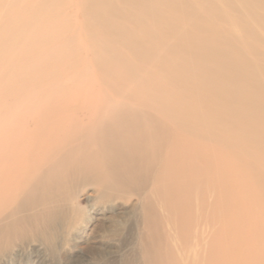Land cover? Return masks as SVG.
Masks as SVG:
<instances>
[{
	"label": "bare ground",
	"instance_id": "obj_1",
	"mask_svg": "<svg viewBox=\"0 0 264 264\" xmlns=\"http://www.w3.org/2000/svg\"><path fill=\"white\" fill-rule=\"evenodd\" d=\"M3 1L0 18L15 6L27 20L19 32L33 38L55 26V4L62 0ZM79 2L93 22L85 29L97 43L99 72L129 83L133 89L123 96L136 106L102 107L93 114L100 116L96 122L82 124L46 160L4 165L0 251L27 235L48 240L62 210L85 217L88 207L107 210L114 199L136 195L145 214L144 264H225L224 213L211 210L214 181L225 187L220 171L214 179L213 146L234 144L253 159L243 168L251 173L264 215V0ZM204 14L224 21L225 29ZM224 158L225 152L218 153L217 160ZM201 170L210 177L207 184ZM80 188L95 194L86 207L75 204ZM162 199L168 208L157 211Z\"/></svg>",
	"mask_w": 264,
	"mask_h": 264
},
{
	"label": "rangeland",
	"instance_id": "obj_2",
	"mask_svg": "<svg viewBox=\"0 0 264 264\" xmlns=\"http://www.w3.org/2000/svg\"><path fill=\"white\" fill-rule=\"evenodd\" d=\"M3 2L0 0L1 10L5 8ZM218 3L221 9H229ZM55 8V26L33 38L19 32L27 20L15 6L7 7L6 15L0 18V171L6 164L36 163L63 149L82 124L96 122L100 116L93 114L102 107L116 103L136 106L123 96L133 89L129 83L122 80V85L120 76L103 78L99 72L97 43L85 29L93 22L83 16L79 0H62ZM48 11L42 8L43 13ZM204 16L225 29L224 21L210 14ZM66 20L68 26L63 28ZM22 39L28 45L17 42ZM135 92L141 95L144 89ZM158 138L162 136L158 134ZM239 149L229 143L212 148L214 179L220 171L225 187L220 189L214 181L211 210L224 213L225 264H264V215L259 210L262 198L249 180L251 173L243 168L253 159ZM220 152H225V158L217 160ZM197 162L199 166L201 159ZM201 173L202 184H207L209 175L203 170ZM178 175L180 169L174 167L172 176ZM185 176L191 178V174ZM15 181L22 184L21 178ZM176 185L188 190L187 185ZM93 197V190L80 188L75 204L86 207ZM136 204L133 195L114 199L107 210L101 206L88 212V207L85 217L77 211L62 210L46 232L48 240L38 234L14 241L0 251V264H144L141 238L145 214ZM167 208L163 199L156 205L157 211Z\"/></svg>",
	"mask_w": 264,
	"mask_h": 264
}]
</instances>
